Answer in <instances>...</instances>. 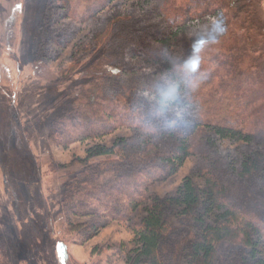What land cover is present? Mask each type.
<instances>
[{"label":"trees","instance_id":"trees-1","mask_svg":"<svg viewBox=\"0 0 264 264\" xmlns=\"http://www.w3.org/2000/svg\"><path fill=\"white\" fill-rule=\"evenodd\" d=\"M80 1L65 0L67 4H74L71 6L74 12L68 13L70 18L87 22L99 14V27H94L88 34L90 45H84L93 54L92 60L84 65L93 81L69 103V112L73 114L70 120L77 119L81 131L75 130L74 135L67 128L72 125L71 130L76 129V123L70 125L69 121L61 127L55 122L49 127V137L65 145L77 140L102 139L119 127L130 128L133 134L118 138L111 147L101 144L90 147L84 163L93 155H104L105 159L90 165L86 163L91 170L74 174L64 184L66 195L62 204L67 211L74 217L94 218L85 221L67 218L64 221L63 240L59 243L68 262V239L78 237L86 241L96 236L104 227L95 221L99 217L129 218L140 205V177L166 178L175 173L190 155L189 132L164 130L155 136L146 135L136 123L134 107L142 85L166 66L162 58L164 50L180 56L189 54L192 29L216 15L223 21L224 32L216 38H207L201 68L212 72L207 74V79L195 93L196 114L189 126H196L195 129L199 125L212 127L219 137L240 139L247 145L254 141L264 144V104L255 106L249 92L250 97L245 95L255 82L258 58L242 46L243 38L248 36L255 41L261 39L257 33L261 31L258 0H153L162 17V23L157 25H145L136 10L122 15L117 5L113 11L105 13L113 0ZM138 5L137 1L134 6L138 8ZM2 12L0 9L1 19ZM6 20L4 29L10 41L15 21L14 17ZM3 34L0 33V46ZM53 39L57 41L56 37ZM47 45L37 49V56L47 52ZM144 46L150 52L145 56L142 65L145 67L140 68L142 73L138 74L139 66L130 60L143 52ZM98 99L105 101L111 112L107 117L114 122L108 123L104 114L99 112L98 124L91 129L89 120ZM261 167L260 160L248 153L238 170L231 169L236 178L255 182ZM217 172L220 177L209 179L204 190L191 178H185L175 194L154 199L146 208L141 224L133 228L136 241L131 259L133 264H164L163 256L171 246L177 253L178 264L183 255L188 256L189 264H217L221 247L227 244L244 247L243 253L236 255L243 257V264H249L247 256L250 263L264 264V257L258 255L259 240L264 241V223L255 221L222 199L224 196L234 199L227 185L233 183V177L230 173L225 174L221 167ZM127 182L133 183L136 190L125 188ZM206 214H214L210 222L205 220ZM180 224H188L193 229V235L183 241H179L175 233ZM3 263L7 264L1 257L0 264Z\"/></svg>","mask_w":264,"mask_h":264},{"label":"rangeland","instance_id":"rangeland-1","mask_svg":"<svg viewBox=\"0 0 264 264\" xmlns=\"http://www.w3.org/2000/svg\"><path fill=\"white\" fill-rule=\"evenodd\" d=\"M137 1L138 8L134 6ZM116 5L122 15L136 10L145 25L162 23L153 0H113L105 13L113 11ZM258 5L261 31L257 29V33L261 39L255 41L248 36L242 42V46L258 58L255 82L251 90L245 92V95L249 92L255 106L264 104V0H258ZM71 6L74 4H67L65 0H0L3 10L0 33L4 32L0 46V258L4 257L7 264H133L131 259L136 248L133 228L141 224L146 208L154 199L175 194L185 178H191L204 190L209 179L220 177L217 172L220 167L233 177V183L227 185L234 199L225 196L222 199L255 221L264 223V144L254 141L247 145L240 139L219 137L212 127L199 125L195 129L192 125L181 129L189 132L192 150L182 166L162 179L141 176L142 193L137 210L126 219H95L104 227L86 241L78 237L68 239L69 262L65 261L59 243L63 240L64 221L94 218L74 217L67 211L62 204L66 195L64 184L74 174L91 170L86 163L90 165L105 159L104 155H93L84 163L90 147L98 144L111 147L118 138L133 134L130 128L119 127L102 139L77 140L65 145L49 137V127L55 122L61 127L69 121L70 125L76 123V129L71 130V125L67 130L71 133L81 131L79 121L70 120L73 114L69 112V103L93 81L84 66L92 60L93 54L84 45H90L87 36L94 27H99V14L87 22H78L68 16L74 12ZM10 17H14L15 22L13 39L9 41L4 24ZM45 45L47 52L37 56V49ZM141 51L145 54L137 53L130 60L139 66V70L135 68L138 74L142 73L140 68L145 67L142 66L144 59L150 52L147 46ZM93 109L89 120L91 129L98 124L99 112L108 123L114 122L107 117L111 112L104 100H96ZM248 153L259 159L262 166L255 182L236 178L231 169L238 170ZM125 186L136 190L133 183L127 182ZM213 215L206 214L205 220L210 222ZM175 233L177 239L183 241L193 235V229L188 224H180ZM167 249L164 264H178L174 246ZM243 249L228 244L222 246L217 264H243V257L236 256L243 253ZM258 255L264 257L261 239ZM187 257L180 256L179 264H189ZM245 258L253 264L248 256Z\"/></svg>","mask_w":264,"mask_h":264},{"label":"clouds","instance_id":"clouds-1","mask_svg":"<svg viewBox=\"0 0 264 264\" xmlns=\"http://www.w3.org/2000/svg\"><path fill=\"white\" fill-rule=\"evenodd\" d=\"M223 32V21L216 15L192 29L189 54L180 56L164 50L166 66L142 85L134 107L136 123L146 135L155 136L164 130L176 132L191 124L196 114L195 93L207 79V72L201 68L207 38H216Z\"/></svg>","mask_w":264,"mask_h":264}]
</instances>
